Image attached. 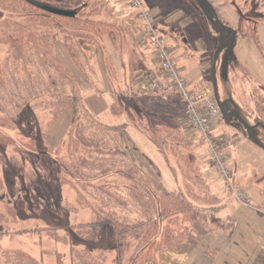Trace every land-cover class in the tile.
<instances>
[{"label":"trees","instance_id":"1","mask_svg":"<svg viewBox=\"0 0 264 264\" xmlns=\"http://www.w3.org/2000/svg\"><path fill=\"white\" fill-rule=\"evenodd\" d=\"M50 1L58 5L53 6ZM184 2L185 6L190 4ZM109 4V0H0V34L4 37L3 32L10 30L17 35L8 39L6 58L12 62L10 70L15 73L6 70L8 80H0V144L12 145L21 154L9 156L5 171L11 178L12 190L16 188L18 175L24 178L28 189L34 188L39 180L72 185L82 205L93 215L88 222L75 226L79 238L98 241L102 228L110 225L114 229L118 264H160L164 252H176L181 244L200 237L194 225L202 218L203 210L217 201L203 175L205 164L201 158L215 134L208 137L199 132L187 134L175 122L183 106L176 91L150 94L138 91L135 74L150 73L154 68L135 44L131 45V29L127 24L137 21L136 14L134 17L126 14L118 22L99 19L106 14ZM50 7L74 10L76 15H58L50 12ZM213 7L211 16L199 4L198 11L190 12L194 14V27L200 38L213 52V70L221 54L219 49L224 52L231 44L236 45L239 37L254 38L264 56L258 38L264 16L241 18L235 28ZM16 18L22 21V27L14 23ZM157 28L169 49L185 39L183 31L176 28L163 30L158 23ZM107 38L117 51L119 66L107 48ZM58 43L65 46L81 74L91 83L88 91L63 62ZM243 68L252 78L250 71ZM15 78L27 83L28 87L21 83L26 90L22 96L12 93ZM214 83L218 95L215 79ZM106 85L110 88V103L104 97ZM262 91V84L253 91L256 112L264 110V106L258 108L264 100L258 95ZM120 97L136 99L144 114L133 106L132 109L125 106ZM162 102L170 103L169 110H157L156 106ZM71 103L78 108V115L59 146L50 145L45 137ZM106 109L127 115L132 128L157 146L171 176L169 181L163 179L159 166L133 145L129 156L123 140L128 123L118 126L102 123L98 114ZM226 112L223 108L222 119ZM257 124L264 130L262 118ZM8 131L26 138L19 142ZM246 133L248 140L264 148L253 128H246ZM7 207L9 214L15 216L25 203L21 199L16 206ZM71 210L77 208L67 202L58 207L57 213ZM0 253L5 264H42L27 252L0 249ZM71 254L72 264H107L89 249L72 248Z\"/></svg>","mask_w":264,"mask_h":264},{"label":"rangeland","instance_id":"2","mask_svg":"<svg viewBox=\"0 0 264 264\" xmlns=\"http://www.w3.org/2000/svg\"><path fill=\"white\" fill-rule=\"evenodd\" d=\"M109 1V8L104 12L106 14L100 15L99 19L118 22L121 19V15H117L116 13V9L118 8L116 0ZM160 1L164 3L166 2V0ZM184 1L185 0H177L173 7L184 5V11L187 13V16L185 15L186 19L179 23V25H172L169 28L162 27L161 29L168 30L172 27L174 29L176 28V30L183 31L185 39L183 37L184 40L182 43L185 42L186 45L184 44V50L177 54L183 57L185 56L186 51H195L196 53L194 52V57L190 62L192 63L193 68H195L196 71H199L203 63L209 65V62L212 63L213 52L207 50L208 48L205 42L199 39L200 35L198 34L197 29L190 25L193 21L192 16H194V14L192 15L190 12L193 10L198 11L199 9L196 0H186L187 3L190 2L187 6H185ZM208 1L213 6L217 7L221 17L229 21L235 28H238L241 18L264 16V0ZM55 2L56 1H50V4L53 6L58 5V3ZM129 7L131 8L130 5ZM186 9L189 10V12ZM14 23L18 26H23L22 21L18 18L14 20ZM3 33H5L4 37L0 34V80H4L5 82V80H8V72L6 70H10V65H12V62L10 63L6 59L9 44L8 39L10 40L17 35L16 32L14 33L10 30H6ZM258 38L261 45L264 47V22L259 25ZM239 39H245V41H247L243 47L239 46L238 51L242 55L244 64L249 68L253 77L250 78L243 68V65L237 61L238 58H236L235 50L234 57H230L229 59L231 63L230 67L232 68L227 64L226 69L224 70L223 63L225 52H222L217 57L216 67L213 73L218 97L224 110L227 111L224 118L227 122H231L235 125L234 128L236 133L241 134L248 139L246 125L248 127L250 126L256 131L257 136L264 143V130L257 124L261 118L264 121V110L258 109L259 111L256 112L257 104L255 102L256 100L253 98V91L256 86L260 84L264 85V56L254 38L239 37L237 40L238 43ZM58 52L63 62L67 64L68 61H70L68 51L63 52V50H59ZM110 53H112L115 63L119 66L120 60L114 47H111ZM202 53H206L207 55ZM68 65L74 75L82 81L81 85L83 89L88 91L91 87V83L81 74L78 68L76 70L74 64L70 65L68 63L67 66ZM207 71H209V68ZM10 73H15V70H10ZM21 83H23L21 78L13 79L12 93L14 95L17 94L18 96H22V93L26 92ZM23 85L28 87L27 83H23ZM85 87H88V89H85ZM87 93L88 92H85L84 95H87ZM258 95L264 99L263 91L258 92ZM147 97L152 98L151 95H148ZM120 98L125 102V106L130 109H132L133 106L139 114H144L145 111L138 107L136 99ZM260 106H264V100L261 105H258V108ZM156 107L158 111L169 110L171 105L169 102H162ZM183 110L184 107L182 106L178 118L175 121L177 124H180L179 120H181L183 116ZM77 115L78 108L75 104L71 103L45 137L47 142L50 145L59 146L64 135L70 128L73 119ZM258 116H261V118L259 119ZM98 117L101 122L106 125L118 126L128 123L123 131V140L124 147L129 156L131 157V145H133L140 153H143L152 159L159 166L162 171V177L165 181L171 179V176L168 174L166 167L164 166V158L157 146L146 136L141 135L138 131L132 128L127 115L115 114L112 113L110 109H106L103 112H100ZM242 119L245 122L242 123ZM25 124H22L21 126L23 127ZM183 126L185 127V125ZM4 131L5 130H1L2 133H5ZM184 131L187 134H193L194 132L191 129H186V127ZM8 132L16 137L15 139L19 142L26 138L14 131ZM168 153L173 161L174 159H172V155L169 151ZM13 154L21 155L12 145L0 144V179L2 180L0 183V249L14 252H27L36 257L42 264H72V248L78 250L89 249L94 257L99 260H102L107 264H118L116 261L117 252L114 243V229L112 226L105 225L102 228L98 241L83 240L77 235L75 226L79 223L88 222L92 219L93 215L88 208L82 205L80 195L72 185L39 180L34 188L28 189L26 188L27 183L24 178L18 175L19 178L16 181L17 185L15 190L9 188L11 178L7 176L5 163L9 156ZM27 165L29 166V164ZM260 185L261 187H264L263 182H261ZM85 196L89 197L88 195ZM21 199L24 201L25 207H23L18 215L14 216L9 214L7 206L10 204L16 206ZM89 199L92 200L90 197ZM67 202L71 203L77 208V210L66 211L62 214L57 213L58 207H60L61 204L65 205ZM0 254V264H5L4 259L2 258V253ZM221 259L222 256L219 254L215 264H218ZM183 264H186V262H183Z\"/></svg>","mask_w":264,"mask_h":264},{"label":"crops","instance_id":"3","mask_svg":"<svg viewBox=\"0 0 264 264\" xmlns=\"http://www.w3.org/2000/svg\"><path fill=\"white\" fill-rule=\"evenodd\" d=\"M128 2L129 0H116L118 6L116 13L121 15V18L126 17L128 12L131 17L136 14L135 9L130 8V2ZM144 2L157 16V23L161 28L179 25L186 19L187 13L184 11L183 5L173 7L177 0H166L165 3L160 0H144ZM191 23L190 25L194 27V22ZM127 26L131 29L129 36L131 45L134 43L151 67L161 73L157 57L144 44L143 31L137 27L134 21L129 22ZM199 39L202 40L200 37ZM246 42L245 39H239L235 53L237 61L249 70L238 51L239 46L243 47ZM106 45L109 50L114 47L110 38L106 39ZM58 49L67 52L62 43H58ZM171 50L174 54L175 64L195 85H198L202 78H208L215 88L214 70L211 62H209L210 65L203 63L200 70L196 71L190 62L195 51H186L185 56L181 57L177 53L184 50L182 44L173 45ZM68 56L70 59L68 63L75 65L71 56ZM208 68L209 71H207ZM135 78L138 91L147 93L141 73L135 74ZM106 86L107 92L104 97L107 103H110L112 99L110 88L109 85ZM150 93L148 92V94ZM179 121L184 129L185 127L188 130L191 129L188 125L184 124L185 127L183 126V116ZM213 126L214 138L219 142L223 153L228 158V165L232 173L231 183L221 177L216 166L210 161L208 150L205 151L201 156L205 164L203 175L209 182L217 201L214 206L203 210L202 218L194 225L200 233V237L192 242L181 244L176 252H164L160 264H183V262L186 264H215L219 254L222 259L218 264H264V187L260 185L261 182L264 184V148L236 133L235 125L228 123L225 118L221 117L215 120ZM235 190L246 194L251 203L246 204L239 200L235 195ZM147 264L154 263L148 262Z\"/></svg>","mask_w":264,"mask_h":264},{"label":"built area","instance_id":"4","mask_svg":"<svg viewBox=\"0 0 264 264\" xmlns=\"http://www.w3.org/2000/svg\"><path fill=\"white\" fill-rule=\"evenodd\" d=\"M135 9V22L145 35V45L152 50L158 59L161 73L153 70L150 73L140 72L144 80V89L148 92L176 91L182 101L183 122L194 132L205 136L213 133V122L222 117V106L215 92L213 83L208 78H202L195 85L189 77L183 74L181 68L175 64L172 50L167 48L166 40L157 28V16L144 0H129ZM208 154L210 161L216 166L221 177L231 183V169L228 158L223 153L219 142L213 137L209 139ZM235 195L246 204L250 198L243 192L234 191Z\"/></svg>","mask_w":264,"mask_h":264},{"label":"water","instance_id":"5","mask_svg":"<svg viewBox=\"0 0 264 264\" xmlns=\"http://www.w3.org/2000/svg\"><path fill=\"white\" fill-rule=\"evenodd\" d=\"M204 13L208 16H211L214 13V7L213 5L208 1V0H196ZM49 11L58 15H65V16H75L76 11L74 10H69V9H62V8H56V7H50ZM234 50H235V44H231L230 47H228L224 52H225V58H224V63H223V69H226V66L228 64V61L230 57L234 55ZM223 49H219L218 53H222ZM247 129L249 128L246 125Z\"/></svg>","mask_w":264,"mask_h":264}]
</instances>
